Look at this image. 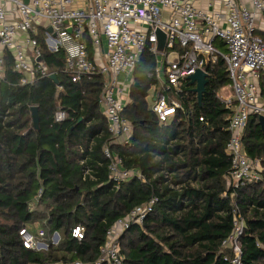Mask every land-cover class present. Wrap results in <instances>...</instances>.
<instances>
[{"label": "trees", "instance_id": "1", "mask_svg": "<svg viewBox=\"0 0 264 264\" xmlns=\"http://www.w3.org/2000/svg\"><path fill=\"white\" fill-rule=\"evenodd\" d=\"M256 34L264 38V31ZM38 38L42 59L56 73L57 82L40 77L21 84L12 52H4L0 264L93 263L110 227L154 197L142 225H131L120 236L124 264H233L232 250L222 245L233 227L232 190L223 196L224 175L231 164L225 152L231 110L218 97L231 81L225 60L218 56L206 65L208 82L201 101L195 85L184 82L177 97L186 111L179 109L163 122L151 109L158 82L153 74L156 58L146 46L123 111L133 134L129 142L119 143L100 107L103 76L73 82L63 72L64 53L49 51L42 33ZM215 45L226 51L223 41ZM260 87L264 95L262 79ZM32 107H37V126ZM58 107L66 112L61 122L54 119ZM243 143L264 168V127L258 114L249 115ZM104 145L142 177L134 175L120 184L111 179ZM39 190L41 196L35 200ZM235 199L246 218L240 239L242 264H264V170L261 180L237 188ZM77 225L84 228L80 240L73 235ZM24 227L43 230L48 248L26 247L20 235ZM56 232L60 240L53 244Z\"/></svg>", "mask_w": 264, "mask_h": 264}, {"label": "built area", "instance_id": "2", "mask_svg": "<svg viewBox=\"0 0 264 264\" xmlns=\"http://www.w3.org/2000/svg\"><path fill=\"white\" fill-rule=\"evenodd\" d=\"M201 3L206 6H198ZM262 16L264 0H250L249 7L236 0H0V80L6 50L13 54V68L21 74L23 85L56 74L42 59L38 38L42 33L49 51L64 53L63 72L73 82L94 74L103 76L102 114L113 140L127 143L133 134V124L123 116V111L130 102L134 71L146 46L155 55L153 74L158 82V89L151 94V109L163 122L179 109L186 111L177 96L189 76L198 70L208 75L202 52L208 53L209 62L221 56L231 80L227 85L231 93L225 95L220 90L218 97L231 110L228 127L231 136L225 148L231 164L224 175L227 189L223 196L232 190L233 224L222 245L232 250L233 264H242L240 239L246 218L235 199L236 189L261 180L264 170L261 160L250 157L243 143L249 115L264 116V95L260 88V81L264 80V38L256 34L262 30L257 21ZM157 29L165 35L157 34ZM218 39L225 43L226 51L215 45ZM164 41L165 49L159 51ZM65 118L66 112L58 107L55 121ZM103 151L110 160V178L115 182L120 184L134 175L142 177L139 171L124 167L122 157L108 145H104ZM88 173L84 169V175ZM41 193L39 190L35 200ZM156 200L154 197L148 204L134 208L110 227L95 262L75 260L54 264H124L120 236L131 225H142ZM29 207L33 209V201ZM20 235L28 248H48L41 229L35 232L24 227ZM73 235L82 239L84 228L77 225ZM51 240L57 244L59 234L54 233Z\"/></svg>", "mask_w": 264, "mask_h": 264}, {"label": "water", "instance_id": "3", "mask_svg": "<svg viewBox=\"0 0 264 264\" xmlns=\"http://www.w3.org/2000/svg\"><path fill=\"white\" fill-rule=\"evenodd\" d=\"M24 1L28 2L29 0H24ZM156 31H157V34L165 35L160 29H157ZM165 46H166V41L163 42V45L160 46L158 50L163 51L165 49ZM202 53L206 57V64H208L209 63L208 53L207 52H202ZM207 76H208L207 73L202 70H198L195 74H192L191 76H189V82L195 85L194 90L197 92L199 101L202 100L203 93L206 89V84L208 82ZM51 79L54 80L55 82L58 81L56 74H52ZM32 114H33L34 124L35 126H37L38 121H39L37 107H32ZM259 121H260V124L264 127V116L263 115L259 116Z\"/></svg>", "mask_w": 264, "mask_h": 264}, {"label": "crops", "instance_id": "4", "mask_svg": "<svg viewBox=\"0 0 264 264\" xmlns=\"http://www.w3.org/2000/svg\"><path fill=\"white\" fill-rule=\"evenodd\" d=\"M236 1L239 2V3L245 4L248 7L250 6V0H236ZM198 6H206V4H202L201 3V4H198ZM216 9H217V6H216ZM257 21H258V25L260 26V29L263 30L264 29V17L263 16L259 17L257 19ZM228 89H229V93H231V89L229 87H228ZM229 93H225V95H229ZM261 93H262V89H261Z\"/></svg>", "mask_w": 264, "mask_h": 264}, {"label": "rangeland", "instance_id": "5", "mask_svg": "<svg viewBox=\"0 0 264 264\" xmlns=\"http://www.w3.org/2000/svg\"><path fill=\"white\" fill-rule=\"evenodd\" d=\"M220 92V91H219ZM229 93V89H228V87L227 86H225V87H223L222 89H221V93Z\"/></svg>", "mask_w": 264, "mask_h": 264}]
</instances>
